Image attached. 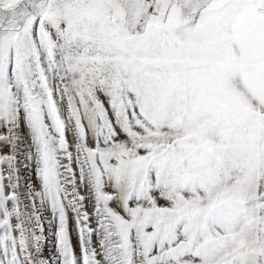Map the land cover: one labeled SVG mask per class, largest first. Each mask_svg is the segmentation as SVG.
I'll return each instance as SVG.
<instances>
[{"label": "snow or ice", "instance_id": "obj_1", "mask_svg": "<svg viewBox=\"0 0 264 264\" xmlns=\"http://www.w3.org/2000/svg\"><path fill=\"white\" fill-rule=\"evenodd\" d=\"M0 264H264V0H0Z\"/></svg>", "mask_w": 264, "mask_h": 264}]
</instances>
